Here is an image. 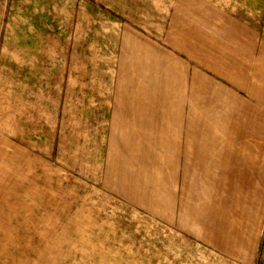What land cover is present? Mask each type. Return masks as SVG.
<instances>
[{"label": "rangeland", "instance_id": "rangeland-1", "mask_svg": "<svg viewBox=\"0 0 264 264\" xmlns=\"http://www.w3.org/2000/svg\"><path fill=\"white\" fill-rule=\"evenodd\" d=\"M24 1L0 0L1 29L29 20ZM98 1L58 0L56 14L37 17L49 41L48 165L11 173L0 142V264H264V158L254 154L264 110L217 87L197 31L174 49L166 31L155 37ZM89 3L127 33V60L108 70L102 52L94 70L80 46L72 95V44L83 39L72 10L86 18ZM0 114L11 131V107Z\"/></svg>", "mask_w": 264, "mask_h": 264}, {"label": "crops", "instance_id": "crops-1", "mask_svg": "<svg viewBox=\"0 0 264 264\" xmlns=\"http://www.w3.org/2000/svg\"><path fill=\"white\" fill-rule=\"evenodd\" d=\"M93 1L97 3L98 0ZM57 2L58 0L55 2L43 0V6H38L37 9L32 0H25L23 14L29 16V20L7 23V28L1 29L0 26V46L9 48L23 46L20 51L7 47L0 50V112L11 107V131L1 129L0 142H3V147L11 146V173H16L17 165L21 164L28 169L23 172L28 173H41L48 165L47 57L49 52L47 50L49 49L47 44L49 41L38 31L47 27L41 25L43 22L37 17L56 14ZM98 2L105 7H111V12L124 15L131 22L135 20L136 27L152 30L155 37L156 31L159 38L160 32L166 31L167 44L174 49L177 46V38L188 40L197 31L201 68L206 69V74L210 71L211 76L216 79L217 87L223 86L225 92L246 94L249 109L264 110V0H99ZM48 3L50 6L47 5ZM11 10L14 11L12 8ZM102 12L107 13L106 10H97L96 6L90 3L85 9L86 18L80 10L75 14L72 10L74 30L82 29L83 32L82 41L77 40L72 44V64L75 65V70L71 77L73 85H76L75 89L70 85L72 95L74 93L78 95L76 88L80 85V46L84 47L83 52L87 51L88 62L92 63V69L100 65H95L96 56L102 52L111 55L104 59L110 62L109 65L103 64L108 70L112 61L120 62L121 66V62L127 60L124 55L129 38L127 33L123 35L118 33L121 28L117 25L112 29ZM51 19L55 21L54 16ZM96 22L99 23L98 26ZM109 29L113 33L105 34ZM21 30L23 33L20 32ZM1 33L3 41H1ZM34 45L36 48L31 49ZM118 45L123 47V53L116 59ZM135 45L140 46L141 43L137 42ZM133 52L137 54L135 50ZM135 54L133 62L136 61ZM60 70L62 71V68ZM95 72L93 71L92 75L90 72H84L82 76L93 78L96 76ZM58 87H55L56 91ZM98 90L100 92L101 89ZM101 91L106 93V89ZM258 120L261 131L254 135V141H258V151L254 154L264 158V119ZM7 135H11V138L8 136L6 139ZM261 166L263 167L260 172L264 174V164Z\"/></svg>", "mask_w": 264, "mask_h": 264}]
</instances>
